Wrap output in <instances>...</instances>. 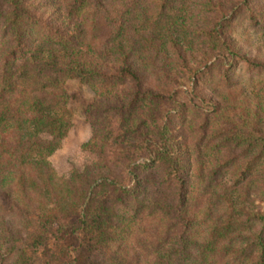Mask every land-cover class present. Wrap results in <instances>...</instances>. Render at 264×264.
<instances>
[{"label":"trees","instance_id":"obj_1","mask_svg":"<svg viewBox=\"0 0 264 264\" xmlns=\"http://www.w3.org/2000/svg\"><path fill=\"white\" fill-rule=\"evenodd\" d=\"M0 264H264V0H0Z\"/></svg>","mask_w":264,"mask_h":264},{"label":"rangeland","instance_id":"obj_2","mask_svg":"<svg viewBox=\"0 0 264 264\" xmlns=\"http://www.w3.org/2000/svg\"><path fill=\"white\" fill-rule=\"evenodd\" d=\"M70 96V106L74 112V126L62 147L51 158V163L59 175H68L74 168L81 167L88 161V154L82 146L88 142L91 129L84 118V108L92 101V92L77 81H70L65 86Z\"/></svg>","mask_w":264,"mask_h":264}]
</instances>
